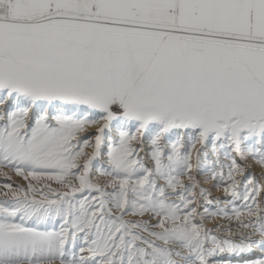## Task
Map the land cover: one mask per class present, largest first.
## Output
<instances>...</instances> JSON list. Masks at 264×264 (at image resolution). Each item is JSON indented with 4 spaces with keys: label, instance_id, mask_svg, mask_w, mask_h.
<instances>
[{
    "label": "snow or ice",
    "instance_id": "6c2138e0",
    "mask_svg": "<svg viewBox=\"0 0 264 264\" xmlns=\"http://www.w3.org/2000/svg\"><path fill=\"white\" fill-rule=\"evenodd\" d=\"M0 264H264V0H0Z\"/></svg>",
    "mask_w": 264,
    "mask_h": 264
},
{
    "label": "bare ground",
    "instance_id": "6f19581e",
    "mask_svg": "<svg viewBox=\"0 0 264 264\" xmlns=\"http://www.w3.org/2000/svg\"><path fill=\"white\" fill-rule=\"evenodd\" d=\"M257 172H259V169H257ZM206 187L208 186V185H205ZM210 227L212 226V225H209Z\"/></svg>",
    "mask_w": 264,
    "mask_h": 264
}]
</instances>
